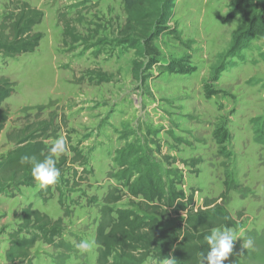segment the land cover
<instances>
[{
  "label": "rangeland",
  "instance_id": "rangeland-1",
  "mask_svg": "<svg viewBox=\"0 0 264 264\" xmlns=\"http://www.w3.org/2000/svg\"><path fill=\"white\" fill-rule=\"evenodd\" d=\"M14 1L44 13L35 28L43 39L34 53L0 55V79L16 86L3 107L10 120L0 137V160L16 147L9 133L48 122L45 143L64 136V155L73 159L75 148L87 165L69 162L45 195L37 182L0 196V264H8L10 235L29 206L54 221L62 218L64 230L54 245H35L33 264H96L107 195L122 197L115 209H137L116 177L117 155L130 144L153 153L166 186L174 181L194 194L197 207L220 198L231 175L239 189L224 203L240 238L224 264H235L245 235L264 231V24L246 49L232 51L237 31L248 26L240 13L246 7L236 10L242 0H175L152 59L119 42L127 20L122 0H0V25ZM253 1L264 21V0ZM61 15L72 21L80 43H65ZM168 64L177 70L165 71ZM184 218L165 211L161 229ZM82 239L92 242L85 254L76 248Z\"/></svg>",
  "mask_w": 264,
  "mask_h": 264
},
{
  "label": "trees",
  "instance_id": "trees-1",
  "mask_svg": "<svg viewBox=\"0 0 264 264\" xmlns=\"http://www.w3.org/2000/svg\"><path fill=\"white\" fill-rule=\"evenodd\" d=\"M127 15L126 24L120 32V43L136 50L138 56L152 59L158 54L154 46L172 19L175 0H122ZM245 6L243 12L248 26L237 31L232 51L246 49L249 40L257 32L263 31L264 21L258 16L253 0H242L236 7ZM44 13L23 1H14L0 25V55L14 59L34 53L41 45L43 35L35 28L43 21ZM65 43L71 40L80 43L72 21L61 15ZM166 31V30H165ZM142 56V57H143ZM224 68V66L222 67ZM174 73V64L163 66ZM220 69H217V72ZM15 84L8 78L0 79V137L9 122V115L3 109L5 102L15 93ZM261 130L264 139V125ZM51 131L48 122L29 124L21 133L11 132L8 139L16 147L0 160V196L21 187H33L37 183L31 175V165L22 163L25 156L43 160L51 145L45 143L46 133ZM37 132L41 135L38 136ZM74 154L69 159L64 154L57 159V167L62 176L63 167L80 163L87 165V158L71 148ZM153 153H146L142 146L128 145L119 151L116 162L119 166L117 178L128 188V195L135 200L136 210L115 209L122 200L115 192L105 198L101 209V219L97 228L96 244L99 256L96 264H145L149 259L164 263L166 258L175 264H200L201 253L208 250L205 237L215 228L236 230L237 220L225 206L224 199L239 186L230 174L226 175L224 192L218 199H207L202 207H197L194 194L187 195L178 189L174 181L168 186L163 182ZM52 185L41 190V195L50 193ZM220 200H222L220 202ZM165 211L173 215L185 214V218L175 227L161 229L160 218ZM63 219L52 220L48 215L32 206L22 211V222L16 232L10 235L6 252L8 264H33L32 250L38 242L54 245L63 233ZM254 241L252 249L238 251L235 264H264V231L249 232L243 239ZM243 242V241H242Z\"/></svg>",
  "mask_w": 264,
  "mask_h": 264
},
{
  "label": "clouds",
  "instance_id": "clouds-1",
  "mask_svg": "<svg viewBox=\"0 0 264 264\" xmlns=\"http://www.w3.org/2000/svg\"><path fill=\"white\" fill-rule=\"evenodd\" d=\"M68 151L67 140L64 136H59L48 149V155L43 160L36 157L25 156L22 163L31 165V175L38 182L41 189L57 183L61 173L57 165V159ZM231 228H215L205 237L208 250L201 253L200 264H224L233 251L234 241L238 238ZM240 238V237H239ZM242 249H252L254 241L251 238L242 240ZM77 250L81 254L88 253L92 249V242L82 239L76 244ZM166 264H175L172 258H166Z\"/></svg>",
  "mask_w": 264,
  "mask_h": 264
}]
</instances>
